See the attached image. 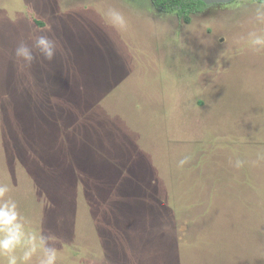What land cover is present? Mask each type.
Segmentation results:
<instances>
[{
  "label": "rangeland",
  "instance_id": "rangeland-1",
  "mask_svg": "<svg viewBox=\"0 0 264 264\" xmlns=\"http://www.w3.org/2000/svg\"><path fill=\"white\" fill-rule=\"evenodd\" d=\"M260 3L0 0V184L56 264H264ZM40 34L54 58L18 60Z\"/></svg>",
  "mask_w": 264,
  "mask_h": 264
},
{
  "label": "clouds",
  "instance_id": "clouds-1",
  "mask_svg": "<svg viewBox=\"0 0 264 264\" xmlns=\"http://www.w3.org/2000/svg\"><path fill=\"white\" fill-rule=\"evenodd\" d=\"M255 20L264 24V0L255 12ZM105 23L108 27L120 30L126 28L127 20L117 9L110 8L105 14ZM247 41L256 51L264 50V33L249 32ZM57 42L46 34H40L31 38V44L21 41L16 49L15 56L27 64H31L37 57L34 50H38L44 59L52 60L56 54ZM189 160L184 157L179 160L178 166L183 167ZM264 161V153L257 154V160L253 163ZM247 162L242 159L234 161V167L242 168ZM10 188L6 184H0V255L6 257L7 264H32L36 257V264H56L58 238L54 233L41 231L28 232L25 230L26 220L18 209L15 200L8 197ZM21 249L19 255L17 250ZM43 250V256H38V250Z\"/></svg>",
  "mask_w": 264,
  "mask_h": 264
},
{
  "label": "trees",
  "instance_id": "trees-1",
  "mask_svg": "<svg viewBox=\"0 0 264 264\" xmlns=\"http://www.w3.org/2000/svg\"><path fill=\"white\" fill-rule=\"evenodd\" d=\"M160 12H176L178 16L190 22L191 14L201 11L208 6L203 0H151ZM261 2V0H255Z\"/></svg>",
  "mask_w": 264,
  "mask_h": 264
},
{
  "label": "water",
  "instance_id": "water-1",
  "mask_svg": "<svg viewBox=\"0 0 264 264\" xmlns=\"http://www.w3.org/2000/svg\"><path fill=\"white\" fill-rule=\"evenodd\" d=\"M206 4H215V3H229L234 0H203Z\"/></svg>",
  "mask_w": 264,
  "mask_h": 264
}]
</instances>
